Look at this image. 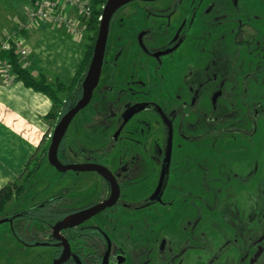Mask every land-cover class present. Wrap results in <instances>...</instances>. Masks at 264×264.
<instances>
[{"label":"flooded vegetation","instance_id":"1","mask_svg":"<svg viewBox=\"0 0 264 264\" xmlns=\"http://www.w3.org/2000/svg\"><path fill=\"white\" fill-rule=\"evenodd\" d=\"M262 123L264 0L120 5L98 83L57 152L63 166L108 174L72 171L93 174L86 182L97 189L77 197L67 189L33 205L28 192L12 197L0 219L8 242L49 250L48 264H235L236 195L247 179L232 165ZM45 206L59 214L53 224L33 220ZM217 228L235 238L216 239Z\"/></svg>","mask_w":264,"mask_h":264},{"label":"rangeland","instance_id":"2","mask_svg":"<svg viewBox=\"0 0 264 264\" xmlns=\"http://www.w3.org/2000/svg\"><path fill=\"white\" fill-rule=\"evenodd\" d=\"M24 9L25 2L23 0H0V33L12 29ZM57 32L59 37L48 39L44 45V50L49 55V63L56 66L60 63L63 66L65 61H69L71 67H76L77 61L82 56V51H79L77 55L79 57H75L74 60L70 55H72L74 47L72 43L77 39L68 36L62 30ZM85 42L86 39L83 46ZM78 43H82L81 38ZM67 69L63 71L64 74ZM54 126L55 123L50 122L48 131L50 137ZM45 135H47L45 136L46 142L49 139V134ZM238 140H240L239 137ZM232 166V172H236L240 178L247 179L246 184L241 185L239 196L236 195L235 264H264V216H261L264 206V123L259 126L256 137L249 147L241 146L240 150L236 149V164ZM93 176V174H79L72 171L63 175L52 168L48 162H43L28 184L29 190L25 198L30 201L27 205L41 202L66 189L71 191L73 197L81 196L83 193L96 192L97 189L86 182V179H91ZM221 213L226 214L230 211L225 209V211L221 210ZM251 216H253L252 219ZM31 228L38 230L40 226L32 225ZM217 230L218 237L216 236V239L220 241L235 238L233 232L225 233L219 228ZM9 235V227L6 224L0 225V242L6 241L5 245H0V264H48V261L44 262L43 259L49 250L36 247L24 252V249H19L13 245L14 243L8 242ZM259 239L262 241L258 243L257 247L252 245Z\"/></svg>","mask_w":264,"mask_h":264},{"label":"crops","instance_id":"3","mask_svg":"<svg viewBox=\"0 0 264 264\" xmlns=\"http://www.w3.org/2000/svg\"><path fill=\"white\" fill-rule=\"evenodd\" d=\"M23 1L25 9L17 21L22 19L26 9L31 7L28 6L30 0ZM14 26L10 28L11 30L0 33V36L12 31ZM59 30L62 29L53 27L34 29L21 33V39L30 53V65L27 67L30 73L34 77L44 75L49 83L58 79L59 82L68 86L83 59L86 44L85 42L83 46V42L88 33L86 31L81 38L82 43H78L79 39L72 43L74 47L70 56L73 60L75 57L78 58L79 51H82L76 67H71L69 61H65L63 66L60 63L56 66L49 63V55L45 52L44 45L48 39H57ZM57 43L59 44L58 40ZM65 69L67 74L63 73ZM51 108L50 99L42 93L25 87L16 77L12 83H5L0 75V188L16 181L23 173L26 163L36 151L44 135L48 133L50 122L53 123L47 119Z\"/></svg>","mask_w":264,"mask_h":264},{"label":"trees","instance_id":"4","mask_svg":"<svg viewBox=\"0 0 264 264\" xmlns=\"http://www.w3.org/2000/svg\"><path fill=\"white\" fill-rule=\"evenodd\" d=\"M36 1L37 0H30V6H34ZM106 1L107 0H90L92 5V14L88 21V35L84 46V56L70 85L66 86L59 82L58 79L49 83L44 75L34 77L28 68L22 67L19 58L13 49L7 53H1L0 55L1 59H7L11 64L17 80H20L25 87L31 88L35 92L42 93L50 99L52 108L47 115V119L53 121L55 124L81 98L82 82L92 57L94 41L98 33L99 17L102 15L103 7ZM46 134H49V132ZM45 136L47 135H44L36 151L26 163L24 171L20 177L16 181L10 182L0 188V219L6 212L9 200L14 196L15 198H21L24 193L28 192V184L36 175L37 171L41 167V164L47 161L50 137L45 142ZM42 208L49 211L45 213H43L42 210L34 211L33 220L41 221V218L44 217L47 221L53 224L55 221L52 222V218H57L59 214L55 212V210H51L49 206Z\"/></svg>","mask_w":264,"mask_h":264},{"label":"built area","instance_id":"5","mask_svg":"<svg viewBox=\"0 0 264 264\" xmlns=\"http://www.w3.org/2000/svg\"><path fill=\"white\" fill-rule=\"evenodd\" d=\"M91 14L90 0H37L34 6L26 9L12 31L0 36V55L13 49L22 67L27 68L30 65V53L21 39V33L53 27L62 29L72 38L80 39L87 31ZM0 75L5 83L15 80L16 75L7 59L0 58Z\"/></svg>","mask_w":264,"mask_h":264},{"label":"water","instance_id":"6","mask_svg":"<svg viewBox=\"0 0 264 264\" xmlns=\"http://www.w3.org/2000/svg\"><path fill=\"white\" fill-rule=\"evenodd\" d=\"M130 1H133V0H107L103 7L102 15H101L100 22H99L98 33H97L95 45H94L93 52H92V57H91L86 75L82 82L81 98L77 101V103L69 111H67L59 119V121L55 124L53 131L51 133L50 144H49L48 152H47V162L51 167H53L59 172L64 173L67 171H74V172L94 171L104 176H107L108 174L105 168L98 166V165L70 164V165L63 166L60 164L58 160L57 152H58L59 145L72 119L79 111H81L83 108L87 106V104L89 103L91 99L92 92L98 83L100 72H101V67L103 63V57H104V51H105V45H106V39H107L108 27H109L111 15L118 6L128 3ZM100 208L102 207H97V208L95 207L89 211L76 214L68 222H65L63 224L60 223L56 225V227H54V234L57 233L58 229L61 226L62 228H64V227L72 226L74 224H78L79 221L77 220L79 217H82L84 214H87L86 218H88L95 212H98ZM5 222L6 220H0V225ZM62 261L63 259L58 261L57 264H60Z\"/></svg>","mask_w":264,"mask_h":264},{"label":"bare ground","instance_id":"7","mask_svg":"<svg viewBox=\"0 0 264 264\" xmlns=\"http://www.w3.org/2000/svg\"><path fill=\"white\" fill-rule=\"evenodd\" d=\"M100 18H101V17H100ZM99 21H100V20H99ZM16 25H18V22L15 23V26H16ZM15 26H14V27H15ZM27 32H30V31H27Z\"/></svg>","mask_w":264,"mask_h":264}]
</instances>
